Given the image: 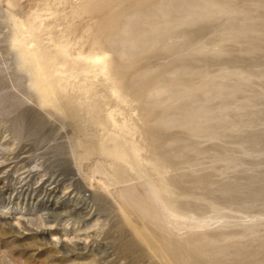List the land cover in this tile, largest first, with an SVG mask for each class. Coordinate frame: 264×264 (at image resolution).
<instances>
[{
	"label": "rangeland",
	"instance_id": "obj_1",
	"mask_svg": "<svg viewBox=\"0 0 264 264\" xmlns=\"http://www.w3.org/2000/svg\"><path fill=\"white\" fill-rule=\"evenodd\" d=\"M0 264H264V0H0Z\"/></svg>",
	"mask_w": 264,
	"mask_h": 264
},
{
	"label": "bare ground",
	"instance_id": "obj_2",
	"mask_svg": "<svg viewBox=\"0 0 264 264\" xmlns=\"http://www.w3.org/2000/svg\"><path fill=\"white\" fill-rule=\"evenodd\" d=\"M94 59V58H93ZM93 59H91L90 61H92ZM97 59V61H95V62H98V59H100V58H95V60ZM94 61V60H93Z\"/></svg>",
	"mask_w": 264,
	"mask_h": 264
}]
</instances>
